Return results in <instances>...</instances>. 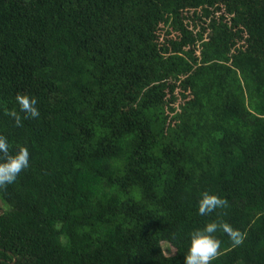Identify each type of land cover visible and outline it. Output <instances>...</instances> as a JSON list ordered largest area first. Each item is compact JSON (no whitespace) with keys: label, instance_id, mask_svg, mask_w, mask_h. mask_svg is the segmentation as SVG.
Instances as JSON below:
<instances>
[{"label":"trees","instance_id":"trees-1","mask_svg":"<svg viewBox=\"0 0 264 264\" xmlns=\"http://www.w3.org/2000/svg\"><path fill=\"white\" fill-rule=\"evenodd\" d=\"M0 135V264H184L217 219L212 264H264V0H0Z\"/></svg>","mask_w":264,"mask_h":264},{"label":"clouds","instance_id":"clouds-1","mask_svg":"<svg viewBox=\"0 0 264 264\" xmlns=\"http://www.w3.org/2000/svg\"><path fill=\"white\" fill-rule=\"evenodd\" d=\"M17 103L24 118H39L40 112L36 106V98L18 95ZM11 115L16 126H22L21 116L15 112ZM29 161L30 153L26 147H20L12 152L8 138L0 135V189L13 184L19 174L29 167ZM227 203L226 199L205 191L201 193L198 200V215L208 216L217 209L224 208ZM218 232L225 234L233 246L241 245L245 239V234L228 222L219 219L211 220L190 233L184 264H212L217 258L222 244L221 239L216 235Z\"/></svg>","mask_w":264,"mask_h":264},{"label":"rangeland","instance_id":"rangeland-1","mask_svg":"<svg viewBox=\"0 0 264 264\" xmlns=\"http://www.w3.org/2000/svg\"><path fill=\"white\" fill-rule=\"evenodd\" d=\"M173 252H174V249H171V251H169L167 254L171 255V253H173Z\"/></svg>","mask_w":264,"mask_h":264},{"label":"water","instance_id":"water-1","mask_svg":"<svg viewBox=\"0 0 264 264\" xmlns=\"http://www.w3.org/2000/svg\"><path fill=\"white\" fill-rule=\"evenodd\" d=\"M3 214V210H0V215H2Z\"/></svg>","mask_w":264,"mask_h":264}]
</instances>
